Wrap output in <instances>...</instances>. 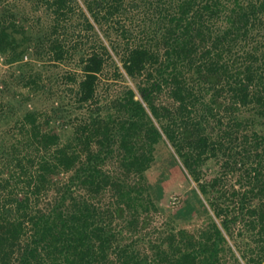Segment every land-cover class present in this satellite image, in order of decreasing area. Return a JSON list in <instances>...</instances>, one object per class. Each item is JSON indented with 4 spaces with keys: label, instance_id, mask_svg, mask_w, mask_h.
<instances>
[{
    "label": "trees",
    "instance_id": "16d2710c",
    "mask_svg": "<svg viewBox=\"0 0 264 264\" xmlns=\"http://www.w3.org/2000/svg\"><path fill=\"white\" fill-rule=\"evenodd\" d=\"M29 1L37 28L0 16L9 62L32 45L60 60L74 10L95 38L70 130L27 111L2 132L0 264H264V0ZM108 59L134 87L102 100ZM160 141L206 209L194 228L157 220Z\"/></svg>",
    "mask_w": 264,
    "mask_h": 264
},
{
    "label": "rangeland",
    "instance_id": "374dc122",
    "mask_svg": "<svg viewBox=\"0 0 264 264\" xmlns=\"http://www.w3.org/2000/svg\"><path fill=\"white\" fill-rule=\"evenodd\" d=\"M7 13L15 17L19 13L28 14L26 17L34 28H37L39 19L47 18L45 11L29 0H0V16ZM73 15L72 27L58 30V35L65 37L60 60H52L44 46L35 48L32 45L29 55L13 62L8 61L7 54L0 53V138L6 126H13L15 120L27 111L38 114L43 128L55 126L63 133H67L72 122L76 121L72 110L74 83L70 78L81 76L82 53L91 52L95 36L83 27L78 10H74ZM126 85L134 87L130 79H122L116 74L108 59L99 74L100 99L109 100L122 92ZM154 155L146 178L153 201L163 210L157 220L161 222L167 214L178 226L194 228L204 218L206 210L195 182L166 141L156 145Z\"/></svg>",
    "mask_w": 264,
    "mask_h": 264
}]
</instances>
